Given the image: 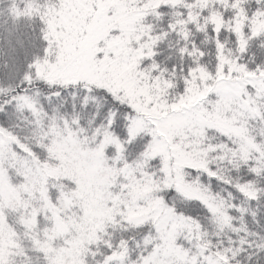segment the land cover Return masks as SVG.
<instances>
[{
	"label": "snow or ice",
	"instance_id": "obj_1",
	"mask_svg": "<svg viewBox=\"0 0 264 264\" xmlns=\"http://www.w3.org/2000/svg\"><path fill=\"white\" fill-rule=\"evenodd\" d=\"M0 264H264V0H0Z\"/></svg>",
	"mask_w": 264,
	"mask_h": 264
}]
</instances>
